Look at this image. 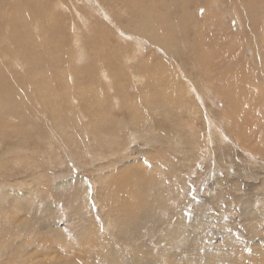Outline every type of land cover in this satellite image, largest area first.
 <instances>
[{
    "label": "rangeland",
    "instance_id": "rangeland-1",
    "mask_svg": "<svg viewBox=\"0 0 264 264\" xmlns=\"http://www.w3.org/2000/svg\"><path fill=\"white\" fill-rule=\"evenodd\" d=\"M0 85V264H264V0H0Z\"/></svg>",
    "mask_w": 264,
    "mask_h": 264
},
{
    "label": "bare ground",
    "instance_id": "bare-ground-1",
    "mask_svg": "<svg viewBox=\"0 0 264 264\" xmlns=\"http://www.w3.org/2000/svg\"><path fill=\"white\" fill-rule=\"evenodd\" d=\"M6 1V0H5ZM18 1V0H17ZM8 2V1H7ZM5 3V2H4ZM3 4V3H2ZM2 6V5H1ZM7 6V5H6ZM8 6H9V3H8ZM7 6V7H8ZM4 7V6H3ZM10 7V6H9ZM7 10H9L8 8H7ZM12 12H14L13 10H12ZM149 14H147L146 16H148ZM151 16V15H150ZM19 17V16H18ZM20 17H22V16H20ZM149 17V16H148ZM148 17H143V19H145L144 21H143V27L142 28H137V30H142V34H146V35H148L151 39H153V34H155L156 32H158L159 31V29H156L155 30V32H152V26L154 27V24H152L151 22H149V19H150V17L148 18ZM152 18V17H151ZM15 19H16V17H15ZM18 19V18H17ZM17 19H16V21H17ZM19 19H23V18H19ZM24 21V20H23ZM153 21V20H152ZM25 22V21H24ZM154 23V22H153ZM20 26H22V25H20ZM25 26V25H24ZM3 27H4V25H3ZM112 27V26H111ZM156 27V26H155ZM5 28V27H4ZM20 28H22V27H20ZM160 28V27H159ZM110 29H112V28H110ZM121 29L119 28V31H120ZM243 30H245V29H243ZM133 31V30H132ZM135 31V30H134ZM16 32V31H15ZM121 32V31H120ZM123 33V32H122ZM121 33V34H122ZM137 33V32H136ZM139 34V37L141 38V36L140 35H142V34H140V33H138ZM123 35H125V33L123 34ZM128 35V34H127ZM128 36H130V35H128ZM147 38V37H146ZM137 43H139L138 41H137ZM139 45V44H138ZM251 47V46H250ZM261 49V48H260ZM117 52V51H116ZM123 52L124 51H121L120 50V54H122L123 56H125L124 54H123ZM257 52V51H256ZM119 53V52H118ZM117 54V53H116ZM119 55V54H118ZM11 57V56H10ZM116 57H117V55H116ZM125 57H127V59H128V56L126 55ZM255 57V56H254ZM11 58H13V56L11 57ZM118 58V57H117ZM127 59H125L124 58V61H125V63H126V60ZM122 61V60H121ZM200 61V60H199ZM116 62H118V64H119V61H116ZM116 62L114 63L113 61H112V64L114 63V64H116ZM260 62V61H259ZM16 63V62H15ZM128 63V62H127ZM262 63V62H261ZM260 63V64H261ZM113 64V65H114ZM203 64V63H202ZM123 66V65H122ZM135 67V66H134ZM92 68V67H91ZM90 68V69H91ZM87 69H89V67H87ZM89 69V70H90ZM137 70V69H136ZM87 71V70H86ZM220 73V72H219ZM218 77V76H217ZM5 80H7V79H5ZM221 82V81H220ZM8 83V82H7ZM217 84H218V82H216ZM215 83V84H216ZM204 84V83H203ZM220 84V83H219ZM2 85V84H1ZM0 85V87H2ZM5 86V85H4ZM216 86V85H215ZM254 86V85H253ZM10 87V86H9ZM8 87V88H9ZM214 87V86H213ZM251 87V86H250ZM207 88V87H206ZM221 88V87H220ZM219 88V89H220ZM223 89V88H222ZM14 90V89H13ZM213 90V89H212ZM7 91H10V90H7ZM15 92V91H14ZM221 92V91H220ZM222 92H223V90H222ZM240 92L241 91H239V94H240ZM5 93V92H4ZM7 94H8V92H6ZM250 93V92H249ZM2 94V93H1ZM15 94V93H14ZM13 94V95H14ZM219 94V93H218ZM226 94V93H225ZM238 94V93H237ZM5 95V94H4ZM3 95V96H4ZM196 95V94H195ZM217 95V94H216ZM223 95V94H222ZM228 95V94H227ZM1 96V95H0ZM10 96V95H9ZM15 96V95H14ZM236 96V95H235ZM262 96V95H261ZM238 97V96H237ZM250 97H252V96H245V98H242V101H240V103L239 104H237V102L238 101H236V105L239 107V109H238V113L239 112H241V108H243V106L245 105V104H249V102H250ZM225 98H226V96H225ZM256 98H258V97H256ZM2 99V98H1ZM123 99H126V98H123ZM239 99H241V97L239 98ZM244 99V100H243ZM42 100H45L44 99V97L42 98ZM127 101L126 102H128V99H126ZM227 100V99H226ZM254 99H252V101H253ZM257 100V99H256ZM51 101V100H50ZM122 101H124V100H122ZM233 101V100H232ZM255 101V100H254ZM120 102V101H119ZM259 102V101H258ZM44 103H47L46 101L44 102ZM52 103V102H51ZM121 103V102H120ZM123 103V102H122ZM132 103V102H131ZM140 103V102H139ZM142 103V102H141ZM233 103H235V102H233ZM252 103V102H251ZM50 104V103H49ZM124 105H125V103H123ZM143 104H145V103H143ZM226 104H228L227 102H226ZM252 104H254L255 105V102L254 103H252ZM252 104H250V105H252ZM41 105H42V103H41ZM54 105V104H53ZM131 104H128V109H129V112H127V114L128 115H131V116H135L134 114H136V112H138L139 114H142V109H138V111H135L131 106H130ZM257 105V104H256ZM59 107H60V105H59ZM245 107H248V106H245ZM252 107V106H251ZM42 108V107H41ZM57 108V107H56ZM112 108H114V107H112ZM232 108H233V106H232ZM256 108V107H255ZM255 108H254V110H255ZM44 109V108H43ZM117 109V108H116ZM132 109V111L130 112V110ZM236 109V108H235ZM252 109V108H251ZM45 110V109H44ZM47 110V109H46ZM45 110V111H46ZM54 110V109H53ZM118 111V110H117ZM117 111H115V112H117ZM228 111V110H227ZM245 112V111H244ZM262 112V111H261ZM238 113H236V115H238V116H241L240 115V113L238 114ZM258 113V112H257ZM144 114V113H143ZM228 114V112L225 114V116ZM248 114V113H247ZM251 113H249V115H250ZM258 114H261L260 112L258 113ZM121 115V114H120ZM120 115H118L117 114V116H120ZM229 118H231L232 120L235 118V114L233 113V111H231L229 114ZM116 116V115H115ZM130 116V117H131ZM262 116V115H261ZM129 117V118H130ZM125 118V117H124ZM223 118H225V117H223ZM262 118V117H261ZM261 118H259V119H261ZM114 119V123L115 124H117V123H122V122H117V121H115V120H117V118L116 117H114L113 118ZM134 119V118H133ZM253 119V118H252ZM225 120V119H224ZM226 120H230V119H226ZM231 121V120H230ZM235 121V120H234ZM259 121V120H258ZM261 121V120H260ZM217 122H218V120H217ZM252 122V121H251ZM34 123V122H33ZM34 124H37V122L36 123H34ZM141 124V123H140ZM143 124H144V122H143ZM248 124H249V121H248ZM253 124V123H252ZM262 124V123H261ZM135 122H133L132 123V121L129 119V120H127V123H126V126L124 127H121V128H124V129H133L135 126ZM234 125H236V124H234ZM33 126V125H32ZM257 126V125H256ZM262 125H260V127H261ZM244 127V126H243ZM49 128V127H48ZM259 128V127H258ZM257 128V129H258ZM56 129H58V128H56ZM124 129H120V130H124ZM237 129V128H236ZM235 129V130H236ZM59 130V129H58ZM53 131V130H52ZM58 132V131H57ZM239 132V131H238ZM245 132H246V130H245ZM237 133V132H236ZM231 136V135H230ZM235 140V139H234ZM236 141V140H235ZM237 142V141H236ZM69 143V142H68ZM191 146V145H190ZM102 156V155H101ZM133 168H134V166H133ZM132 169V168H131ZM129 173V172H128ZM130 175V174H129ZM149 175V179L150 178H152L151 176H150V174H148ZM157 176H156V174H155V178H154V180H156L157 178H156ZM153 180V179H152ZM157 183V182H156ZM160 183V182H159ZM158 189V188H157ZM149 228V227H148ZM85 252V251H84ZM59 254V253H58ZM44 255V254H43ZM85 255V254H84ZM58 264V263H57Z\"/></svg>",
    "mask_w": 264,
    "mask_h": 264
}]
</instances>
